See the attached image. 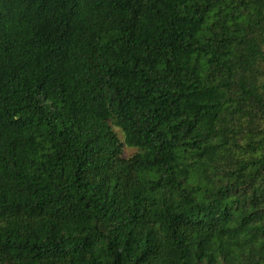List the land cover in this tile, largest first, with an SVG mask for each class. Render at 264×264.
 Wrapping results in <instances>:
<instances>
[{
	"label": "trees",
	"instance_id": "obj_1",
	"mask_svg": "<svg viewBox=\"0 0 264 264\" xmlns=\"http://www.w3.org/2000/svg\"><path fill=\"white\" fill-rule=\"evenodd\" d=\"M0 264H264V0H0Z\"/></svg>",
	"mask_w": 264,
	"mask_h": 264
},
{
	"label": "rangeland",
	"instance_id": "obj_2",
	"mask_svg": "<svg viewBox=\"0 0 264 264\" xmlns=\"http://www.w3.org/2000/svg\"><path fill=\"white\" fill-rule=\"evenodd\" d=\"M113 128L116 129L121 134V136L124 138V135H123L124 132L121 128L117 127L116 125H113ZM134 152H135L134 148H131V147L125 145V154L127 156L133 154Z\"/></svg>",
	"mask_w": 264,
	"mask_h": 264
}]
</instances>
